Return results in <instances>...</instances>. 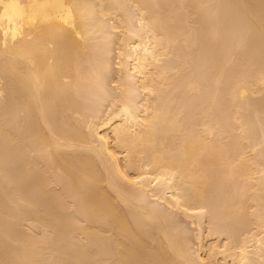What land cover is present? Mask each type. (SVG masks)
Here are the masks:
<instances>
[{
    "label": "bare ground",
    "instance_id": "bare-ground-1",
    "mask_svg": "<svg viewBox=\"0 0 264 264\" xmlns=\"http://www.w3.org/2000/svg\"><path fill=\"white\" fill-rule=\"evenodd\" d=\"M105 1L0 0V77L3 74L2 79L5 76L6 80L0 87L1 93L5 91V97L0 99V178L3 179L2 185L4 182L9 191L6 200L13 204L7 207L6 196L2 198L6 194L2 195L1 191L0 264H98V261L100 264H218L221 259L222 264H261L264 262L261 261L264 260V234H261L264 233L261 227L264 224V211L260 212L262 208L259 200L262 196L259 190L264 180L261 181L262 177L257 176L262 183L259 185V179L256 181L260 187L256 183L254 187L258 190L253 189V194V186L250 187L249 182L254 181V172H264V166L260 168L259 164L264 161V149L259 148L264 147L261 146L264 145V97L252 101L249 94L253 93L255 86L264 90V0H209L212 4V8L209 4V11L217 15L214 19L224 22L223 19L228 18L227 21L236 27L233 25L235 28L232 26L231 29L229 23L226 33L229 38L226 36L228 39L221 47L214 42L209 43V46L207 42L210 37L206 40V46H209L205 49L209 56V59L206 57V63L211 66L213 62L209 72L211 76H208L215 77L216 72H222L220 67L226 62L225 59L222 63V56L227 61L233 57L239 60L238 63L244 60L250 64L249 68L247 65L244 68L241 66L243 70L229 67L224 74L229 78L227 81L225 79V84L229 81V85H220L223 91L216 84L214 88L219 91L215 93L211 83H215L218 76L211 78L214 80L209 83V73L202 70L203 77L196 76L199 73L191 66L194 59V66L197 65V58L201 57L198 49L203 39L199 36L202 30L206 31L205 25L203 28L201 26V30L189 24L196 21L193 22L196 19L194 15L202 0H177V4L172 7L169 0L163 3L166 7L160 5L158 0H135L140 7L137 16L139 28H133L136 23L130 20V13V17H121V13L126 11V7H122L124 10L115 16L116 19L119 16L126 20L123 22L119 19V26L127 22L123 24L125 27L121 26L125 34L121 32L123 37L119 38L123 39H119L117 46V56L120 57L117 62L123 76L121 85L116 86L120 88L116 92L117 96L111 93L115 97L110 98L109 105L113 106L116 102V109L104 107L107 110L102 114L101 103L110 96L106 84L107 74H104L110 65L107 60L104 61L108 63L101 64L103 59H107L102 55L110 54L106 53V49L111 47L106 46L113 41L110 37L118 27V19L110 17L123 6V3L117 2L119 0H113L114 7L113 2ZM176 2L173 1V4ZM118 4L120 7L115 9ZM164 8L170 11L166 10L165 13ZM111 11L114 12L108 16ZM206 16L209 19L211 15ZM216 21L212 22V28L217 27ZM218 29L207 30L212 38L218 37L221 41L220 32L224 31ZM235 29L240 33V46L231 49L233 40L231 42L230 39ZM212 38L210 41H214ZM100 44L106 50L104 54L103 51L101 54L103 47L100 50L96 48ZM219 47L223 50H218ZM94 49L99 52H94ZM90 52L96 58L93 55L91 58ZM96 54H101L102 59ZM169 54L177 56H173L169 62L177 58L178 63L173 61L174 66L168 62V65L157 67L159 57ZM216 56L222 58L221 62ZM97 59L102 61L97 63ZM84 65L87 66L83 69H89V72L81 70ZM209 66L206 68L209 69ZM184 68H188L186 71L193 69L192 74L195 75L192 78L189 77L191 74L187 76ZM213 68L217 70L213 71ZM182 69L183 73L180 72ZM170 71L177 73L173 79L171 77L172 81H169ZM153 74H156L158 82L155 77L153 79ZM180 78L184 79L181 84ZM181 85L185 86L182 87L186 91L182 88L174 93L175 97L171 92ZM208 85L211 87V90L207 89L208 93L212 92L210 95L225 93L220 104L226 106L220 108V104L216 103L223 96L217 98L216 95L214 99L217 100L213 101V105L219 104L218 108L224 107L223 110L218 109L219 113H216L215 105L214 108L208 105L203 107L200 103L199 106L206 109L202 111L199 106L193 105L201 112L197 115L195 112L185 114L191 112L189 109L192 108L195 95L198 94L200 99L203 92L204 99L208 94L204 95L203 88ZM80 86H86L89 92L86 93L84 87L81 88L82 92ZM90 87L92 90L88 89ZM140 93L143 95L140 96ZM181 95H184L183 100L187 98L184 102ZM175 98L180 100L178 104H175ZM205 98L207 100L210 97ZM237 121H240L239 126ZM242 134L248 135L250 140L242 137ZM243 141L246 144H242ZM244 145H247L245 149ZM248 146L253 153L257 149L262 150L253 156L258 157L259 163L256 158L255 162L248 159L250 155L245 153L250 152L246 150ZM251 148H256V151ZM250 163L259 164V169L257 166L255 171ZM44 166L55 170L50 174V170L45 168L48 172L44 171ZM54 171L59 172L54 174L61 177L55 178L56 181L65 180L67 192L63 188L62 193L66 194L58 192L62 187L50 186L54 182L56 185V181L51 178V183L46 173L53 176ZM251 172L254 174L251 175ZM217 191L223 192V197L226 195L224 198L221 196L222 204L220 196L216 199L213 196ZM247 193L248 197L254 195L250 197L253 201L255 199L256 204L258 197L260 205H254L252 199L245 195ZM67 194L71 195L65 197ZM70 197L76 200L72 206L76 208L78 203L79 211L85 215L84 222L86 218L88 220L87 224L83 225V220L80 224L81 219L74 222L68 214L67 211L72 212L67 210L73 200ZM66 198L71 201L70 205ZM213 198L216 201L219 198V201L216 203ZM147 199L152 202L151 205ZM247 199H251V203ZM246 201L253 205H245ZM65 203L69 206L66 209ZM145 204L149 205L146 207ZM156 204L166 205L165 211L174 208L188 214L195 212L200 218L206 212L211 226L208 224L207 228L217 237L225 235L226 242L222 245L212 244L208 253L209 263L204 261L201 254H197L198 251L196 259H193L194 252L193 257L189 254L188 259L189 255L185 252L187 244L184 247V242L180 243L183 237L180 240L176 238L177 226L169 222L173 218L168 220V224L166 220L170 218L169 215L165 217L166 220L161 218L166 212L163 215L160 210L163 209L162 205L157 209ZM32 206L36 211L27 213L23 209ZM216 206L219 208L216 209ZM253 207L259 211L253 210ZM247 209L252 215L249 214V218L253 217L255 211L253 227L248 221L253 218H247ZM22 221H25L26 226V221H29L30 229L31 226H37L43 229L42 234L44 230L49 231L45 236L51 235H43L42 239L40 236L38 238L42 241H36L39 234L32 236L34 228L32 231L28 229L29 234L27 231L24 233L27 229ZM19 223L23 230H20L22 226ZM80 233L86 236L85 243H81L79 237L85 236ZM217 254L221 255V259H217Z\"/></svg>",
    "mask_w": 264,
    "mask_h": 264
},
{
    "label": "rangeland",
    "instance_id": "rangeland-1",
    "mask_svg": "<svg viewBox=\"0 0 264 264\" xmlns=\"http://www.w3.org/2000/svg\"><path fill=\"white\" fill-rule=\"evenodd\" d=\"M107 1H108V0H107ZM107 1H105V3H106ZM110 1H111V0H110ZM110 1H109V3H112V2H113V0H112L111 2H110ZM114 1H117V0H114ZM130 1H131V2H130ZM137 1H139V0H137ZM141 1H142V0H141ZM146 1H147V0H146ZM150 1H151V0H150ZM166 1H167V0H165V1L163 2V0H162V1L160 2V1L158 0V2H159L160 5L163 4V3H166ZM173 1L176 2L177 0H172V2H170V0H169V3H171V4H170L171 6L169 5L170 7L176 5L177 2H178V1H177L175 4H173ZM211 1H212V0H211ZM117 2H121V4L123 3V6L121 5V8L119 9L120 12H119L118 10H117V11L115 10V12H114V11H111L110 14H109L108 16H111V14L114 12V13L112 14L113 16L110 17V18L113 19V17H115V18H114V20H115V19H116V16H115V15H119V13H121V11L124 10V9H122V7H126V11H127V13H126V11L124 10L125 12L123 11V13H125V14L121 13V17H122V18H123V16H125L124 18H126L127 16L130 17V14H131V18H130V20L132 19V23H133V24L136 23L134 26L132 25L133 28H134V27H136V28L138 27V28H139L138 25H139L140 23L137 24V22H138L137 16H138V14H139V12H140V7L138 6V5H139L138 2H136L135 0H133V1H132V0H119V1H117ZM128 2H129V3H128ZM135 2H136L137 4H134ZM169 3L167 2V5H168ZM113 4H115V3L113 2L112 5H113ZM116 4H117V3H116ZM209 4H210V6L212 5L211 2H209V0H202V2L199 4L200 7L197 9V12H196L197 14L194 15V16L196 17V19H193V22H194V20H196V21L194 22V24L189 23L191 26H193V27H195V28H196V26H198V27H197L198 29H199V28L201 29V26H202V28H203L204 25H205L204 28L206 29V31H203V30L201 29V30H202V33H200V36H199V37H201V40L203 39L202 43L200 42V46H199L200 49H198V50H200V51H198V52H200L199 55H200L202 58H201V57H200V58H197V57L199 56V55H198V56L196 57V58H197V65L195 64V66H194V62H196L195 59H194V62L192 61V62H193V65L191 64V66H192L193 68L195 67V68L197 69L198 73H199V74H197V72H196V74H197L196 76H198V75L201 76V75H202L201 77H203V73L201 72L202 70H204V73H209L210 70H212V69H211V68H212L211 66H212L213 62L211 63V66H209V65L206 63V62L208 61L207 58H206V57L208 56V55H207L208 52H207V54H206V50H205V49H207V47L209 48V46H210L209 43H213V42H214L215 45H218V44H219L218 46L221 47V44H222L226 39L229 38V37H228L229 35H227V34H228L227 31H229V30H227V29H228V27H230V25H229L230 21L228 20V21H229V22H228V21H227L228 18H227L226 20H225V18H224V19H223L224 22H222V20H221V22H219V21L217 22L216 19H214V17L217 18V15L215 14V12L213 13V11H211V12L209 11V9H210V8H209ZM112 5H111V6H112ZM152 5H153V4H152ZM115 6H116V5H115ZM118 6L120 7V4H118L117 7H115V9H117ZM136 6H138L139 8L136 7ZM163 6L166 7L165 4H163ZM169 6H168V7H169ZM113 7H114V5H113ZM151 7H153V6H151ZM208 8H209V9H208ZM211 8H212V6H211ZM112 9H113V8L111 7V10H112ZM133 9H134V10H133ZM136 9H137V10H136ZM206 9H208L209 12H207ZM135 10H136V12H135ZM164 10H165V8H164ZM166 10H168V8H167ZM166 10H165V13H167ZM129 11H130V12H129ZM137 11H138V12H137ZM168 11H170V10H168ZM201 11H202V12H201ZM132 12H133V13H132ZM129 13H130V14H129ZM168 13H170V12H168ZM127 14H128V15H127ZM206 14H210V15H211V16H209V19L206 18V17H207ZM204 15H205V17H204ZM134 16H135V17H134ZM121 17L119 18V16H118V18H117L118 20L116 19L119 28L116 27V28L113 30V34H112V36H111L112 38L110 37V39L113 40V41H111V43L107 44V46H106V47H109V46L111 47V48L106 49V50H108V52L104 49V46H103V45L101 46V44H100L99 47H98V45H97V47H96L97 49H99L100 47H101V48L103 47L104 50H102V49L100 48V49H101V54H102V51H103V54H104L105 51H106L107 54L110 53L109 55H106V56H105V54L102 55V57L104 56L105 58H107V59H103V61H104V60H107V61L109 62L108 65H110V66H108V67H109V70L107 71L108 68H106V71H104V74H107V76H106V80H107L106 84L108 83V84H107V87H108V90H109V92H110V96H109V98H107V100H104V101L102 102L103 104L101 103V105H103V107H101V108H102V109H101L102 114H104L103 111L106 112V111H105V110H107V109H105L106 107H111L110 109H116V108H115V107H116V102H115V104H113L114 107H113L112 105H111V106L109 105L110 102H111L110 98H111L112 96H114V95H112L111 93H115V94H116V92L118 93V89H119V91H120V88H118V87H116V86L121 85V81H120V79H122V76H123V72L119 69V65H118V62H117L118 59L120 58L119 56H117V55H118V53H117V51H118V47H117V46H118L119 43H120V40H119V39H123V38H122V37H123V36H122V33L125 34V32H124L125 30L122 29L123 27L121 28V26H124L127 22H126V23H123L124 25L121 23L120 26H119V23H120V22H119V19H122ZM211 17H213V19H212ZM135 18H136V19H135ZM204 18H206L207 20H205ZM133 19H134V20H133ZM122 20H123V19H122ZM203 20H205V22H204ZM214 20L218 23V24H217V27H218L219 23H222V25H223V26H222V25H219V29L215 26L216 29L225 32V33H224V32H220V33H221V36H220L219 38H220L221 41H219L218 37H213V38H214V41H213V40L210 41V38H212V37H211L212 35H211L209 32H210V30L215 29L214 27L212 28V26H213V23H212V22H214ZM111 21H113V20H111ZM124 21H126V20H123V22H124ZM127 21H129V20H127ZM134 21H135V22H134ZM207 21H209V22H207ZM225 21H226L227 23H226ZM118 22H119V23H118ZM129 22H130V21H129ZM190 22H192V21H190ZM197 22H198V23H197ZM203 22H204V23H203ZM132 23H129V24H132ZM202 23H203V24H202ZM206 23H207V24H206ZM209 23H212V24H209ZM225 23H226L227 25H226ZM129 24H128V25H129ZM197 24H198V25H197ZM201 24H202V25H201ZM224 24H225V25H224ZM230 24H231V23H230ZM136 25H137V26H136ZM195 25H196V26H195ZM208 25H209L210 28L208 27ZM211 25H212V26H211ZM214 25H215V24H214ZM233 25H234V24H231V29H233V28H232ZM191 26H190V27H191ZM206 26H207V27H206ZM224 26H225V27H224ZM234 26H235V25H234ZM234 26H233V27H234ZM124 27H125V26H124ZM226 27H227V28H226ZM235 27H236V26H235ZM235 27H234V28H235ZM117 28H118V29H117ZM197 28H196V29H197ZM121 29H122V30H121ZM205 29H204V30H205ZM207 29H208V30L210 29L209 32H208ZM222 29H224V30H222ZM237 29H238V28H237ZM193 30H194V29H193ZM238 30H239V29H238ZM232 31H233L234 33L232 32L233 35L231 36V38H232V37H233V38L230 39V41L232 42V40H233L232 44H234V42H235V44H234V46H232V44H231V49L235 48L236 46H237V47L240 46V45H239V41H238V39H239L238 37L240 36V35H239L240 33H239L236 29H235L236 32H235L234 30H232ZM121 32H122V33H121ZM206 32H207V33H206ZM126 33H127V32H126ZM217 33H219V32H217ZM226 33H227V34H226ZM237 33H238V34H237ZM201 34H202V35H201ZM203 34H204V35H203ZM222 34H223V35H222ZM224 34H225V37H224ZM205 35H206V37H205ZM209 35H210V36H209ZM216 35H217V34H216ZM236 35H237V37H234V36H236ZM119 36H122V37L119 38ZM226 36H227L228 38H227ZM124 37H125V35H124ZM204 37H205V38H204ZM209 37H210V38H209ZM208 38H209V39H208ZM213 38H212V39H213ZM216 38H217V39H216ZM234 38H236V39H234ZM204 39H205V40H204ZM207 39L209 40V41L207 42V44H209V46H206V43H205ZM215 39H216V40H215ZM118 41H119V42H118ZM216 41H217V42H216ZM101 42H102V41H101ZM99 43H100V42H99ZM103 43H104V42H103ZM103 43H102V44H103ZM204 43H205V44H204ZM216 43H218V44H216ZM201 44H202V45H201ZM108 45H109V46H108ZM222 45H223V44H222ZM215 47H216V46H215ZM220 47H219V48H220ZM222 47H223V46H222ZM96 48H95V49H96ZM201 48H202V49H201ZM223 48H224V47H223ZM223 48H220V49H218V50H221V49L223 50ZM239 48H240V47H239ZM95 49L93 50L94 52L97 51V50L95 51ZM100 49H99V50H100ZM210 49H211V48H210ZM210 49H209V52H210ZM213 49H214V48H213ZM213 49H212V50H213ZM224 49H225V48H224ZM235 49H236V48H235ZM240 49H242V48H240ZM201 51H205V52H201ZM216 51H217V50H216ZM216 51H215V52H216ZM97 52H99V51H97ZM211 52H212V51H211ZM92 53H93V52H92ZM201 53H202V54H201ZM204 53H205V54H204ZM212 53H213V52H212ZM93 54H94V53H93ZM93 54H92V55H93ZM97 54H98V53H97ZM97 54H96V55H97ZM101 54H100V56L97 55V56L100 57V59H102ZM209 54H210V53H209ZM222 54H223V53H222ZM90 55H91V52H90ZM90 55H88V56H90ZM92 55H91V58L95 57V56H94L95 54L93 55V57H92ZM203 55H204L205 59H203V58H204ZM219 55H220V54H218L217 56H219ZM173 56H175V55H174V54H171V55L169 54L168 56H161V57H159V61H157V67H161V64H162V66H164V65H168L169 63H170L171 65H173V64L175 63V61L178 63L177 58H175V60H172L171 62H169L171 59L174 58ZM210 56H211V54H210ZM217 56H216V57H217ZM175 57H177V56H175ZM220 57H221V56H220ZM222 57H224V58L222 59V58H218V57H217V58L219 59V62L222 61V63H224L225 61L223 62V60L226 59V62H228V64H226V62H225L223 65L221 64L222 67H220V68H222V72H221V70H219V69H218L219 72H216V71H215L216 74H217V76H218V77L215 76V77H217V78H216L217 81H215V83H214V82L211 83V81H210V80H212L211 78H214V79H215V77H209V76H211L210 73L207 74V77L209 78V83H211V84L213 85V86H212V90H214V93L219 91L218 89H217L218 91H216V88H214L216 84H218V87L222 88V90L224 91L223 87L229 83V81H228L227 84H225V79H226V81H227V78H228V77H225L226 75H224V74H226L227 71L229 70V67H232V68L239 67V68H237V69H242V67L244 68L246 65H247V67L249 68V65H250L248 62H245L244 60H243L244 62L242 61L241 63H238L239 60H237V61H238V62H237V61L235 60V58H233V57H230V61H229V60L227 61V58H225V56H222ZM95 58H96V57H95ZM97 58H98V57H97ZM109 58H110V59H109ZM231 58H232V59H231ZM108 59H109V60H108ZM200 59H201V60H200ZM208 59H209V56H208ZM221 59H222V60H221ZM192 60H193V59H192ZM213 60H214V58H213ZM213 60H212V61H213ZM215 60H217V59L215 58ZM220 60H221V61H220ZM92 61H93V60H92ZM92 61H91V62H92ZM95 61H96V60H95ZM101 61H102V60H100V62H101ZM107 61H104V62H102L101 64H104V63L107 62ZM173 61H174V63H173ZM201 61H202L203 63H202ZM204 61H205V62H204ZM210 61H211V57H210ZM217 61H218V60H217ZM217 61H215L216 64L218 63ZM96 62H97V63H100V62H99V59H97ZM108 62H107V63H108ZM168 62H169V63H168ZM190 62H191V61H190ZM192 62H191V63H192ZM229 62H230V63H229ZM236 62H237V63H236ZM158 63H159V64H158ZM201 63H202V64H201ZM204 63L206 64L205 66H204ZM215 63H214V64H215ZM0 64H1V62H0ZM163 64H164V65H163ZM209 64H210V62H209ZM248 64H249V65H248ZM87 65L89 66V64H87ZM87 65H84V67H83V66L81 67V68H82L81 70H82L83 72H89V69H87V70L83 69V68H86ZM159 65H160V66H159ZM174 65H175V64H174ZM174 65H173V66H174ZM188 65H190V64H188ZM207 65L210 67L209 69H207V68H208ZM217 65H219V63H218ZM221 65H220V66H221ZM191 66H189L188 68H191ZM197 66H198V68H197ZM201 66H202V67H201ZM233 66H234V67H233ZM241 66H242V67H241ZM90 67H92L91 64H90ZM206 67H207V68H206ZM213 67H215V66H213ZM227 67H228V68H227ZM247 67H246V68H247ZM87 68H89V67H87ZM188 68H187V69L184 68V70L186 71V70H188ZM215 68H217V67H215ZM218 68H219V67H218ZM248 68H247V69H248ZM198 69H200V70H198ZM224 69H225V71H224ZM154 70H156V69L154 68ZM184 70L182 69V70H180V72H182V71H184ZM205 70H206V72H205ZM214 70H217V69H214V68H213V71H214ZM226 70H227V71H226ZM242 70H243V69H242ZM90 71H92V69H90ZM189 71H190V73H188ZM189 71H186L185 74H186L187 76H188V74H191L192 76L189 75V77L192 78V77H193V74L195 75V73L192 74L193 69H192V71H191V69H190ZM199 71H200V72H199ZM207 71H208V72H207ZM213 71H212V72H213ZM105 72H106V73H105ZM170 72H171V73H170V74H171V75H170V79H171V77H172V79H173V76L176 75L177 73H176L175 71H174V72H173V71H170ZM172 72H173V73H172ZM194 72H195V70H194ZM225 72H226V73H225ZM182 73H183V72H182ZM200 73H202V74H200ZM213 73H214V72H213ZM218 73H219V75H218ZM220 73H222V74H220ZM121 74H122V75H121ZM154 75H155V76H154ZM178 75H179V73H178ZM208 75H209V76H208ZM212 75H213V74H212ZM104 76H105V75H104ZM184 76H185V75H184ZM221 76H222V78L220 79ZM2 77H3V74H2L1 77H0V81H1ZM107 77H108V79H107ZM154 77H155V78L157 77L156 74H153V79H155ZM178 77H179V76H178ZM178 77H177V78L175 77L176 80H177V79L179 80ZM181 77H182V76H181ZM207 77H206V78H207ZM223 77H224V78H223ZM4 78H5V76H4ZM4 78H3L2 81L0 82V87H2V86H3V83L6 81ZM182 78H184V77H182ZM186 78H187V77H186ZM206 78H205V79H206ZM157 79H158V78H156L155 81H156ZM172 79L169 80V81H172ZM180 79H181V78H180ZM184 79H185V78H184ZM184 79H183V80H184ZM189 79H190V78H189ZM201 79H202V78H201ZM214 79H213V80H214ZM228 79H229V78H228ZM3 80H4V81H3ZM82 80H83V79H82ZM85 80H86V79H85ZM85 80H84V81H85ZM183 80L181 79V81H180L179 83L181 84V82H182ZM185 80H186V79H185ZM187 80H188V79H187ZM203 80H204V78H203ZM203 80H202V81H203ZM207 80H208V79H207ZM207 80H205V81H203V82H206ZM213 80H212V81H213ZM84 81H81V82L83 83ZM118 81H119V82H118ZM158 81H159V80H157V82H158ZM81 82H80V83H81ZM183 82H184V81H183ZM185 82H186V81H185ZM200 82H201V81H200ZM82 83H81V84H82ZM86 83H88V82H85V84H86ZM118 83H119V84H118ZM173 83H175L174 80H173ZM1 84H2V86H1ZM4 84H5V83H4ZM177 84H178V81H177ZM177 84H176V85H177ZM203 84H204V83H203ZM203 84H202V85H203ZM205 84H206V83H205ZM205 84H204V85H205ZM207 84H208V83H207ZM211 84H210V86H211ZM224 84H225V85H224ZM171 85H172V84H171ZM171 85H170V86H171ZM174 85H175V84H174ZM174 85H173V88L175 87ZM178 85H179V84H178ZM202 85H201V86H202ZM220 85H221V86L224 85V86L221 87ZM228 85H229V84H228ZM87 86H88V85H87ZM109 86H110V87H109ZM182 86L185 87L184 85H181L179 89L177 88L176 91L174 90V91L171 92V93L174 94V93L177 92V91H181V89L183 88ZM201 86H200V87H201ZM210 86L208 85L207 88H206L205 86L203 87L204 90H205V91H204V95L207 94L209 90H211V89H209ZM83 87H84V86H82V87L80 86V90H81V88H83ZM85 87H86V86H85ZM85 87L83 88V90H86ZM171 87H172V86H171ZM109 88H113V89H109ZM175 88H176V87H175ZM210 88H211V87H210ZM220 88H219V89H220ZM251 88L253 89L254 86L251 87ZM88 89H91V90H92L91 87L88 88ZM183 89H184V88H183ZM183 89H182V90H183ZM207 89H209V90H207ZM83 90H81V91L83 92ZM91 90H90V91H91ZM111 90H112L113 92H112ZM172 90H173V89H172ZM184 90L186 91V89H184ZM200 90H201V89H200ZM222 90H221V91H222ZM259 90H260V91H259ZM202 91H203V89H202ZM254 91H255V92H254ZM79 92H80V91H79ZM84 92H85V91H84ZM88 92H89V91H88ZM88 92H87V90H86V93H88ZM183 92H184V91H183ZM210 92H211V91H210ZM142 93H143V92H142ZM142 93H140V96L143 95ZM211 93H212V92H211ZM211 93H208V94L206 95L207 97H210V98H207V100H205V99H206V98H205L206 96L203 97L204 99H202V95H203V92H202V95H200V96H201L200 99L202 100L203 103H202L201 100L198 98L199 95H198V94H197V96L195 95V96H194L195 98L193 99L194 102H193V104L191 105V107L193 108V110H191L192 108L190 107L191 109H189V110H190L191 112L188 111V112H190V113H185L186 111H184L183 113H185V114H193V113L195 112L196 115H197L198 113L201 112V111H199V108H200L202 111H203L204 109H206V108H203V109H202L201 106H203V105H204L203 107H205L206 105H208V106H211V107L213 106V108H214V105H215V109L217 108V109H216L217 111H218V109H219V110H223L224 107H223L222 109H220V108H221L222 106H226V105H224V104H220V103H221L222 100L225 98V93L223 92V95H220V94L217 95V94H216L217 96H216V95H210ZM141 94H142V95H141ZM175 94H176V93H175ZM175 94H174V95H175ZM181 94H183V93H181ZM184 94H185V97H186V93H185V92H184ZM199 94H200V93H199ZM4 95H5V91H3V93L0 92V99H1V100L3 99V97H5ZM82 95H83V94H82ZM219 95H220V97L223 96V98H220V102H219V100H217V98H218ZM249 95H250L249 97H250V99H251L252 101H256L257 99H260V98L264 97V90L259 89V88L257 89V87L255 86V88H254V90H253V93H250ZM115 96H117V94H116ZM115 96H114V97H115ZM177 96L179 97L180 95L177 94ZM215 96L217 97L216 100L218 101V102H216V103H219V104H220V108H218V105H219V104L217 105V104L214 103V105H213V101H216V100L214 99ZM175 97H176V95H175ZM181 97H182V100H183L184 95H183V96L181 95ZM188 97H189V96H188ZM211 97L213 98V100H212ZM254 97H255V98H254ZM108 99H109V100H108ZM175 99H176V100H175V104H176V103L178 104V102H179L180 100L178 101L177 98H175ZM178 99H180V97H179ZM186 99H187V98H185V100H186ZM208 99H209V101H208ZM221 99H222V100H221ZM182 100H181V101H182ZM185 100H183L182 102H184ZM199 100H200V101H199ZM203 100H205V101H203ZM105 101H106V102H105ZM177 101H178V102H177ZM191 101H192V100H191ZM182 102H181L180 105H182ZM208 102H209V103H208ZM211 102H212V103H211ZM198 103H199V104H198ZM200 103L202 104L201 106H199ZM197 104H198V105H197ZM209 104H212V105H209ZM180 105H179V106H180ZM193 105H195V106H199V108H198V107H193ZM175 106H176V105H175ZM208 106H207V107H208ZM104 107H105V108H104ZM195 108H196V109H195ZM197 110H198V112H196ZM216 110H215L214 112L219 113V111L217 112ZM195 113H194V114H195ZM75 115H76V114H75ZM77 115H78V114H77ZM77 115H76V116H77ZM105 115H106V114H105ZM80 116H81V115H79V118H81ZM198 116H199V115H198ZM206 118H207V117H205L204 119L206 120ZM239 122H240V121H239ZM239 122L237 121V123H238L237 125H238V126H239V124H240ZM242 122H243V121H242ZM241 124H242V123H241ZM253 127H254V126H253ZM251 129H252V128H251ZM251 129H250V131H251ZM254 129H256V128H254ZM252 131H253V129H252ZM252 131H251V132H252ZM255 131H257V129H256ZM255 131H254V132H255ZM248 132H249V131H248ZM248 132H246V134H248ZM246 134H245V135L242 134V137L244 136V137L247 138L248 135L250 134V132H249L248 135H246ZM257 134L259 135V133H257ZM253 135H254V134H253ZM250 136H252V134H250ZM256 137H257V136H256ZM248 138H249V137H248ZM244 139H245V138H244ZM252 139H253V138H252ZM252 139H251V141H253ZM249 140H250V138H249ZM111 142H113V141H111ZM244 142H245V144H246V141H243L242 144H244ZM248 142H249V141H248ZM249 143H251V142H249ZM249 145H250V144H249ZM244 146H245V145H244ZM244 146H243V147H244ZM261 146H264V145L261 144ZM246 147H247V145L244 147V149H245ZM250 147H251V146H250ZM252 147H253V146H252ZM257 148H258V147H257ZM259 148H260V149H264V147H260V146H259ZM248 149L250 150L249 146H248V148H247L246 150H248ZM251 149H254V148H251ZM255 149H256V148H255ZM255 149H254V150H255ZM260 149H257V151H256V150H255V151L259 154V152L262 151V150H260ZM242 150H243V149H242ZM246 150H245V151H246ZM254 150H253V151H254ZM258 150H260V151H258ZM243 151H244V150H243ZM245 151H244V152H245ZM256 152L253 153V152L250 150V152H245V153H246V155H248V156L250 155V157H248L249 160L251 159V161L253 160L252 162H255V161H254V158H256V157H253V156H256ZM261 153H262V152H261ZM254 154H255V155H254ZM262 154H264V153H262ZM244 155H245V154H244ZM251 156L253 157V159H252ZM257 156H258V155H257ZM246 157H247V156H246ZM259 157H261V156L259 155ZM262 157H264V156H262ZM257 158H258V157H257ZM257 158H256L255 160H257ZM261 159H262V158H261ZM258 160H259V159H258ZM258 160H257V162H258ZM251 161H249V162H251ZM43 162H44V160L42 161V163H43ZM259 162H260V160H259ZM259 162H258V163H259ZM47 163H48V162H47ZM43 164H45V163H43ZM43 164H42V165H43ZM251 164H253V163H250V165H251ZM256 164H257V163H256ZM259 164H260V166H261L260 168H262V166H264V161H262V164H261V163H259ZM259 164H258V165H259ZM258 165H251V166H253L252 168H254L255 171H257L256 168H257ZM255 166H256V167H255ZM43 168H44V171H45V172H48V170H50V172H49L50 174H51V172H52L53 169H54V168H53V169H48L47 166H44ZM45 168L48 169V170H45ZM252 168H251V169H252ZM257 169H259V166H258ZM54 170H55V169H54ZM56 170L58 171V169H56ZM262 170H264V169H262ZM57 171H54V172H53V174H52L53 176H51L50 174L46 173L47 176H50V177H49V178H50L49 180H50L51 183H53V182H52L53 180L56 181L55 178H61V177H59V175L56 176V174L59 173V172H57ZM252 171H253V169H252ZM54 173H56V174H54ZM254 173H255V174H254ZM254 173L251 172L250 174H251V175L254 174L255 177H256V179L254 178V175H252L253 177L250 175V178L252 177V179H254L255 182L252 181V179L250 180V181H252V182H251V183L249 182L250 187H251V185L253 186V187H251V188H252V194L255 193L253 189H255L254 186H255L256 183H257L256 181L259 179V178L257 179V176H258V177H262V178H264V172H262V171L259 172V171H258V172H254ZM46 174H45V175H46ZM261 174H262V176H261ZM51 178H52L53 180H52ZM262 178H261V181L264 180V179H262ZM0 180H1V181H0V183H1V185H0V192L2 191V192H1L2 195L6 194V195H4V196L2 197V198L4 199L5 196H6V198H5V200H6V199H7V196H8L7 194L9 193V191H7V186H4V182H3V185H2V180H3L2 177L0 178ZM59 180H60V179H57V181H56V185H57V182H58V185H57V186L55 185V182L53 183V185H50V184H49V185L52 186V187H57V188H58V187H59V188L62 187L61 189H59L58 192L61 193L62 195H63V194H66V193H62L63 188H64V190L66 191V188H65V180L62 179L63 181H61V182H60ZM261 181H260V179H259V181H258V182H259V185H260V182H261ZM262 182H264V181H262ZM262 182H261V183H262ZM62 183H63V185H62ZM253 183H254V185H253ZM257 185H258V183H257ZM259 185H258V186H259ZM262 185H264V183H262ZM262 185H260V186H261V189L259 190V191H261V192H260V195L262 196V197L260 198V200H259V201H261V202H260V204H261L260 209H261V208L264 209V206H262V204H264V200H261V199H264V195H262V194H264V193H262V191H264V189H262V188H264V187H262ZM2 186H3L4 190L6 189L5 191L3 190ZM260 186H259V187H260ZM1 189H2V190H1ZM53 189H54V188H53ZM248 189H250V188H248ZM256 189L258 190L257 187H256ZM256 189H255V190H256ZM55 190H57V189H55ZM60 190H61V191H60ZM221 191H222V190H221ZM248 191H250V190H248ZM4 192H6V193H4ZM63 192H64V191H63ZM66 192H67V191H66ZM1 193H0V195H1ZM219 193H220V192L217 191L216 193H213V196H214V198H215V197L217 198V197L220 196L219 198H220V202H221V204H222V202H223L222 199H223L226 195L223 197V196H222V193H223V192L220 193L221 195H219ZM225 193H226V191H225ZM225 193H224V194H225ZM250 193H251V191H250ZM257 193H258V192H256V194H257ZM214 194H215V195H214ZM224 194H223V195H224ZM226 194H227V193H226ZM256 194H255V197H257ZM70 195H71V194H67V195H65V197H68V196H70ZM245 195H247V197H248V193L245 194ZM250 195H251V194H250ZM250 195H249V197H250ZM258 195H259V193H258ZM221 196L223 197L222 199H221ZM251 196H252V195H251ZM253 196H254V195H253ZM253 196H252V197H253ZM249 197H248V198H249ZM255 197H254V198H255ZM70 198H71V197H70ZM73 198H74V197H72L71 199H73ZM214 198H213V200L216 199V198H215V199H214ZM219 198L217 199V201H219ZM250 198H251V197H250ZM67 199H68V198H66V200H67ZM71 199H70V200H71ZM148 199L150 200V198H148ZM148 199H147L146 201H149ZM251 199H252V201H253V198H251ZM251 199L249 200L250 202L248 201V199H247V201H248L249 203H251ZM257 199H259V198H258V197L256 198V201L259 203V201H258ZM245 200H246V199H245ZM68 201H69V200H67V203H69L68 205H70V203H71V201H72V203H71V205H70L71 208H70L69 206H67L66 203H65V205H64L65 208H64V209H66V208L69 207L67 210H69V209L72 210V212L70 211V213H69V211H67V212H68V214H70V216L72 217V219L74 220V222H76V219H81V220L79 221V223L82 222V220L85 219V215H84V214H81V212L79 211L78 203H77V206H76V208H75V207L72 206V205H75L74 203H76V200L73 199V200H71V201H69V202H68ZM73 201H74V202H73ZM146 201H145V202H146ZM151 201H153V200L151 199ZM217 201L215 200L216 203H217ZM247 201L245 202V205L247 204V206H248V205H253V204L255 203V199H254V201H253V204H249V203H247ZM8 202H9V204H8ZM8 202H7V200H6V205H7V207H8V205H11V207H12L13 204H10V203H12V202H10V201H8ZM145 202H144V203H145ZM153 202H154V201H153ZM144 203H142V205H143ZM146 203H147V202H146ZM148 203L150 204V203H152V202L149 201ZM258 203H257V204L255 203L254 205H258V206H259L260 204H258ZM149 204H147V206H148ZM221 204H220L219 206H221ZM150 205H151V204H150ZM161 205H162L161 208H163V209H160V208L158 207V206H161ZM161 205H158V206H157V204H156V206H155V205H154V206L157 207V209L159 208V209L163 212V213H162V212H161V213L164 215V211L167 209V206H166V205H163V204H161ZM216 205H217V204H216ZM144 206H146V204H145ZM147 206H146V207H147ZM163 206H164V207H163ZM165 206H166V207H165ZM247 206H246V207H247ZM72 207H73V209H72ZM246 207H245V208H246ZM250 207H252V206H250ZM31 208H33L34 210H30ZM31 208L27 207V210H26V208H23V209H25V211H27V213L32 212V211H33V212L36 211L35 208H34V206H32ZM74 208H75V209H74ZM215 208L218 209L219 207L216 206ZM258 208H259V207H258ZM28 209H29V210H28ZM169 209H170V210H169ZM256 209H257V207H253V210H256ZM262 209L260 210V212H261V211H264V210H262ZM248 210H249V209H247V211H248ZM250 210H252V209L250 208ZM250 210L246 213L248 219H252V218L254 217V215L256 216L255 211H253V212H254V213H252V214H253V217H252V218H251V217L249 218V217H248L249 214H250V216H252ZM257 210L259 211V209H257ZM75 211H76L77 213L80 212V214H78V215H79V216H83V218H82V217L79 218L78 215L75 214V213H76ZM74 212H75V213H74ZM165 212H166V215H165V216H161V218H164V219L166 220L165 217L169 215L168 217H170V218H168V219L166 220L167 222H168L169 219L173 218V219H171L169 222H170V223H174V224H171L172 226H173V225H176V226H177V227L175 226V227L177 228V231H178V232L176 231L177 233H179V230H178V229H180V233H179V234H177V233L175 234V235H178L176 238L179 237V240H180V239L183 237V239H182V241H180V243L182 244V242H184V244H185V245L183 244L184 247H186V244H187V247H186V248H187V251H185V252L187 253V255L190 254V255L192 256V255H193V252H194L195 255H193L194 257L192 256L193 259H196L195 256H196V252L198 251L197 254H198V253L201 254V256L203 257L204 261H206V262L208 261L207 263H209V260H210V257H209L210 249H209V248H211L212 244H215V245H216V243H218V245H219V244L222 245V243H225V242H226L225 235H224V237H223V236H219V237H217V235H214V233H213L212 231H210V230H211V229H210L211 226H210V224L208 223V218H207V214H206V212H205V214H203V215L201 216V218H200L199 216H196V215H195V212H191V213H193V214H191V213L188 214V213H186V212H182V210H180V209H174V208L171 209V208H168V210L165 211ZM168 212H170V213H168ZM245 212H246V209H245ZM249 212H250V213H249ZM256 212H257V211H256ZM73 213L75 214V216H74ZM161 213H160V215H162ZM167 214H168V215H167ZM76 215H77V216H76ZM170 215H171V216H170ZM75 217H76V218H75ZM202 217H203V218H202ZM74 218H75V219H74ZM248 219H247V220H248ZM87 221H88L87 218H86V220H85L86 223H85L84 220H83V222H82L83 225H84V224H87V223H88ZM220 221H221L222 226H223V222H222L221 219H220ZM220 221H218V222L220 223ZM248 221H251V226H252V223H253L255 220H254V218H253V220H248ZM22 222H23V221H22ZM26 222H28V224H29V221H26ZM169 222H168V224H170ZM218 222H217V223H218ZM175 223H176V224H175ZM249 223H250V222H249ZM19 224H21V223H19ZM22 224L25 225L24 228L27 229V230H24V231H23L24 233H25V231H27V233L29 234V232L32 231L31 229L34 228L36 231L33 229L32 232H34V233H32V236H33V234H35V236H37V235L39 234V236H37V238L41 236L40 238L42 239V236H43L44 234L46 235V232H47V233L49 232V231L44 232V231H45V230H44V231H43V234H42V230H43V229H42V228L40 229L39 225H38L39 229L37 228V226H35L36 228L33 227V226H31V229H30L29 226H30L31 224H29V225L27 224L28 227L26 226L25 221H24ZM22 224H21V226H22ZM77 224H78V223H77ZM80 224H81V223H80ZM208 224H209V227H210V228H207V227H208V226H207ZM224 224H226V223H224ZM253 224H254V223H253ZM33 225H35V224H33ZM171 225H169V226H171ZM217 225H218V224H217ZM228 225H229V224H227V226H228ZM21 226H19V227H21ZM172 226H171V227H172ZM179 226H180V227H179ZM219 226H220V225H219ZM227 226H226V227H227ZM253 226H254V225H253ZM253 226H252V227H253ZM220 227H221V226H220ZM231 227H232V226H231ZM231 227H230V229H231ZM261 227H262V229H264V224H262ZM228 228H229V226H228ZM28 229H30V231H29ZM207 229H208V230H207ZM222 229H223V227H222ZM224 229H225V227H224ZM20 230H23V226H22V228H20ZM37 230H39V231H37ZM175 230H176V229L174 228V231H175ZM28 231H29V232H28ZM172 231H173V229H172ZM208 231H209V232H208ZM210 232H212L213 234H212V233L210 234ZM40 233H41V235H40ZM174 233H175V232H174ZM49 234L51 235V233H49ZM49 234H47V235L50 236ZM80 234L82 235V233H80ZM261 234H264V233H261ZM261 234H260V235H261ZM45 235H44V236H45ZM29 236H31V234H30ZM32 236H31V238L34 239ZM35 236H34V237H35ZM44 236H43V237H44ZM48 236H45V237H48ZM77 236L79 237V234H78ZM82 236H85V235H82ZM261 236H262V235H261ZM216 237H217V238H216ZM79 238H81L80 241L82 240L81 243H83L84 240H85V242H86V240H87L86 236H85V237H79ZM82 238H83V239H82ZM84 238H85V239H84ZM41 239L38 238V239L36 240V237H35V240H36V241H42ZM44 239H45V238H44ZM45 240H48V239H45ZM183 240H184V241H183ZM218 240H219V242H218ZM187 241H188V242H187ZM200 241H201V242H200ZM202 241H203V242H202ZM43 242H45V241H43ZM47 242H49V241H47ZM85 242H84V243H85ZM37 243H38V242H37ZM39 243L42 245V242H39ZM199 243H200V245H199ZM40 244H38V246H40ZM44 244H46V243H44ZM188 245H189V246H188ZM204 245H205V246H204ZM200 246H201V247H200ZM182 247H183V246H182ZM184 247H183V250H184ZM189 247H190V248H189ZM203 249H204V250H203ZM188 250H189V251H188ZM188 252H189V253H188ZM202 252H203V253H202ZM186 253H185V255H186ZM191 253H192V254H191ZM208 253H209V254H208ZM41 255H42V256H43V255H46V253H41ZM190 255L187 256L188 259L190 258ZM46 256H47V255H46ZM97 256H98V255H97ZM97 256H96V259H97ZM99 256H100V255H99ZM220 256H221V255L217 254V256H216L217 259H218V258L221 259ZM44 257H45V256H44ZM192 257H191V259H192ZM257 260H258V259H257ZM261 261H264V260H261ZM261 261H260V262H261ZM94 262H96V260H95ZM94 262H93V263H94ZM99 262H100V261H98V264H100ZM216 262H217V261H216ZM222 262H223V260L221 259V260H219V263H218V262H217V263H218V264H222ZM197 263H198V261H197ZM94 264H95V263H94ZM223 264H224V263H223ZM261 264H264V262H262Z\"/></svg>",
    "mask_w": 264,
    "mask_h": 264
}]
</instances>
